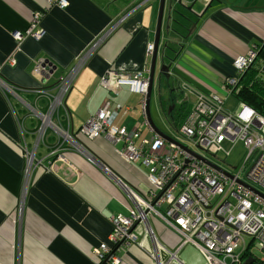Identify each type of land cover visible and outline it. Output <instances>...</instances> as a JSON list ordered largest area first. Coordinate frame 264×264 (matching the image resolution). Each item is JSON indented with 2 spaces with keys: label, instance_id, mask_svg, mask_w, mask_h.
Listing matches in <instances>:
<instances>
[{
  "label": "crops",
  "instance_id": "0c3cea01",
  "mask_svg": "<svg viewBox=\"0 0 264 264\" xmlns=\"http://www.w3.org/2000/svg\"><path fill=\"white\" fill-rule=\"evenodd\" d=\"M53 1L0 0V78L15 87L14 91L0 90V264H102L95 251L110 233L109 219L127 215L130 203L97 163L137 191H149L147 174L127 164L103 137L84 141L75 136L83 154L67 143L57 146L58 139L50 133L35 150L24 191L22 148L31 152L37 115L47 107L46 98L35 91L43 83L44 90L54 93L58 80L77 58L86 55L65 103L71 135L106 100L116 112L115 127L130 131L144 122L141 95L123 87L112 96L99 85V79L108 70L130 75L140 72L147 78L152 55L147 56L146 48L153 45L158 1L67 0L66 8ZM176 1H165L155 73L156 78L164 76L160 73L163 48L166 41H175L181 48L170 70L178 80L170 77V85L163 87L160 113L169 134L172 128L179 129L197 95L217 96L224 104L228 98L235 99L225 96L222 81L234 74L235 59L264 46V0H183V5L192 6L195 19L194 32L184 39L169 35L171 7ZM34 15H39L35 31L40 38L17 42L13 34L23 33ZM96 39H101L100 44L90 49ZM46 59L56 69L46 79L33 76L36 61ZM152 135L147 126L142 127L141 138ZM148 221L160 244L177 247L179 238L174 231L154 215ZM133 231L138 244L123 249L120 264H154L144 229L137 225ZM177 263L206 264L201 252L191 246L181 250Z\"/></svg>",
  "mask_w": 264,
  "mask_h": 264
},
{
  "label": "built area",
  "instance_id": "2783aa9c",
  "mask_svg": "<svg viewBox=\"0 0 264 264\" xmlns=\"http://www.w3.org/2000/svg\"><path fill=\"white\" fill-rule=\"evenodd\" d=\"M53 2L60 8L67 7V0ZM38 20L39 15H34L23 33L17 31L13 34L14 39L17 42H23L27 37L39 39L41 34L35 31ZM100 42L101 39H96L90 49H94ZM259 50L253 47L246 56L234 60V74L222 81L226 97L235 98L243 85L242 79L252 67L259 69L254 77L261 81L264 58L259 57ZM152 53L153 45L150 44L146 54L151 56ZM85 59L86 55L77 58L72 69L58 80L54 93L44 90L43 83L35 91L38 96L46 98L47 107L44 113L37 115L39 124L31 152L26 147L22 148L25 161L22 171L24 191L31 174L35 150L45 140L47 133L55 135L57 146L62 147L67 143L82 153L84 148L75 136L80 135L90 141L103 137L127 164L147 170V180L153 189L143 194L114 176L106 166L97 163L106 176L113 178L130 203L127 215L116 214L109 219L110 233L95 251L102 264H120L123 249L138 244L133 231L137 225L142 226L151 244L150 257L154 264H181L177 263L178 257L186 246L198 249L206 264H246L247 260H251L250 264H264V198L243 185L264 195V116L239 102L240 108L236 112H227L221 98L197 95L196 104L177 130V138H171L222 170V173L153 132L151 138H141L142 127L150 129L144 108L147 78L140 72L130 75L108 70L100 77L99 85L112 96H117L123 87L141 95L144 122L135 125L130 131L115 127L113 122L116 112L110 110V101L106 100L75 135L73 132L71 135V118L65 103ZM10 64L13 65L14 61L10 60ZM51 72L52 68L45 60L36 61L32 68V75L40 79H46ZM0 90L3 93L14 91L15 87L0 78ZM125 112L127 109H124ZM237 144H241L247 152L237 172H233L235 169L231 172L224 170L207 157H215L217 154L229 157ZM57 158L62 160L59 156ZM249 162L246 177L259 189L240 178V173ZM23 207L24 203L18 207V218L22 215ZM152 215L178 235L177 247L170 249L160 244L148 221ZM245 238L256 243V249L263 255L261 259L251 254L250 245H245Z\"/></svg>",
  "mask_w": 264,
  "mask_h": 264
},
{
  "label": "trees",
  "instance_id": "16d2710c",
  "mask_svg": "<svg viewBox=\"0 0 264 264\" xmlns=\"http://www.w3.org/2000/svg\"><path fill=\"white\" fill-rule=\"evenodd\" d=\"M189 7L185 5L174 3L171 7V25L169 28V35L173 38L184 39L188 35V31L194 22V13L188 10ZM181 46L175 43V41H166L165 47L163 48V62L164 65H172L175 61L177 52ZM259 57L264 58V46L259 51ZM250 68L245 77L242 79V87L235 94L237 102L246 105L256 113L264 116V72L260 79L255 78L259 72V69ZM256 73V74H255ZM255 75V77H254Z\"/></svg>",
  "mask_w": 264,
  "mask_h": 264
},
{
  "label": "water",
  "instance_id": "95a60500",
  "mask_svg": "<svg viewBox=\"0 0 264 264\" xmlns=\"http://www.w3.org/2000/svg\"><path fill=\"white\" fill-rule=\"evenodd\" d=\"M165 1L166 0H158V13H157V23H156V28H155V35H154V41H153V53L151 56V61L149 65V72L147 75V81H148V89L147 93L144 96V108H145V118L147 120V123L151 129V131L162 137L164 140L171 142L175 144L177 147L182 149L183 151L187 152L188 154L192 156H196L199 160H202L203 162L210 164L209 162H206L204 159L199 157L198 155L194 154L192 151L187 149L186 147L182 146L178 142L172 140V138L169 137V133L165 128V125L160 117V113L162 111V107L164 102L161 100L163 95L161 94V89H162V84H160L161 78H156L155 73H156V67H157V52L159 49V44L161 41V22H162V14L165 6ZM183 0H178L176 3L181 4ZM190 2H196V0H189ZM191 6V5H190ZM191 7L188 8V10L191 11ZM195 28V24L192 25L191 29L188 31V35L190 36L194 31L193 29ZM45 62L51 66L52 70H55L56 67L53 65L52 62L48 61L47 59ZM171 65H162L160 73L164 74V77H166V80H168L171 70H170ZM174 75V73L172 72ZM211 165V164H210ZM213 168L217 169L218 171L224 173L222 170L219 168L211 165ZM245 187L259 195L260 197L264 198V195L259 193L258 191H255L254 189L248 187L247 185L243 184ZM251 260H247L246 264H250Z\"/></svg>",
  "mask_w": 264,
  "mask_h": 264
},
{
  "label": "rangeland",
  "instance_id": "374dc122",
  "mask_svg": "<svg viewBox=\"0 0 264 264\" xmlns=\"http://www.w3.org/2000/svg\"><path fill=\"white\" fill-rule=\"evenodd\" d=\"M125 0H119L118 2H123ZM158 0H151L149 1V3H156ZM159 69V68H158ZM139 98L141 97L140 95L138 96ZM137 97V98H138ZM116 99V98H114ZM226 103L224 104L225 105V111L227 112H234V110H238L240 108V104L233 98H228L225 100ZM223 105V107H224ZM178 122V121H177ZM176 126H177V123H176ZM146 135L148 134V131L145 133ZM143 136H145L144 134H142ZM170 135L174 138H177V130L175 128H172L171 129V132H170ZM147 137H150V136H147ZM82 139L84 141H87V139H84L82 137ZM149 139V138H147ZM182 144H185V145H188L186 142L182 141L181 139H178ZM30 153V152H29ZM246 155H247V152L245 149H243L242 145L241 144H237L231 155L229 157H224L223 155L221 154H217L215 157H210V156H207L208 158H210L214 163H217L220 168L224 169V170H227V171H233L232 169H235L233 172H237L240 167L242 166L245 158H246ZM249 167H250V162L247 164L246 168L240 173V178L247 184H249L250 186L254 187V188H258L254 183L250 182L247 177H246V174L249 170ZM135 170L138 171V172H142L145 177H146V174H147V170L144 168V167H135ZM146 182H147V188L148 190H152L153 187L152 185L148 182L147 180V177H146ZM143 188L146 189V187H144L142 185ZM259 189V188H258ZM264 192V191H263ZM245 245L246 246H249L250 245V249H251V254L256 258V259H261L262 258V253L256 249V243L255 242H252V240L250 238H245Z\"/></svg>",
  "mask_w": 264,
  "mask_h": 264
},
{
  "label": "flooded vegetation",
  "instance_id": "af4514ba",
  "mask_svg": "<svg viewBox=\"0 0 264 264\" xmlns=\"http://www.w3.org/2000/svg\"><path fill=\"white\" fill-rule=\"evenodd\" d=\"M170 77H172V80H174V81H176L177 82V76L174 74H170V76H169V78H168V80H166V77H161V80H160V84H162L163 86H162V89H161V94L163 95V94H165V89L163 88L164 86H168V85H170L169 83H170ZM163 89H164V93L162 92L163 91ZM180 89V88H179ZM181 93H182V91H180ZM164 114H165V112H164ZM168 114V113H167ZM169 137L171 138L172 136L169 134Z\"/></svg>",
  "mask_w": 264,
  "mask_h": 264
},
{
  "label": "clouds",
  "instance_id": "9594fccd",
  "mask_svg": "<svg viewBox=\"0 0 264 264\" xmlns=\"http://www.w3.org/2000/svg\"><path fill=\"white\" fill-rule=\"evenodd\" d=\"M182 91V90H181Z\"/></svg>",
  "mask_w": 264,
  "mask_h": 264
}]
</instances>
